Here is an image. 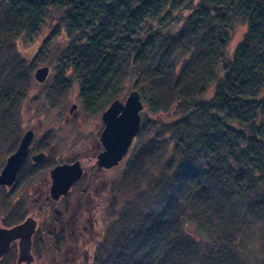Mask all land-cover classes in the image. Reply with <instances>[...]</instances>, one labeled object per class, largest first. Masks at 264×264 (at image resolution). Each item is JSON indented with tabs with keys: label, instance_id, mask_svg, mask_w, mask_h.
<instances>
[{
	"label": "trees",
	"instance_id": "16d2710c",
	"mask_svg": "<svg viewBox=\"0 0 264 264\" xmlns=\"http://www.w3.org/2000/svg\"><path fill=\"white\" fill-rule=\"evenodd\" d=\"M41 35L34 56L53 41L59 94L75 80L94 116L135 89L147 114L116 187L136 208L112 216L94 263L264 264V0H0V144L40 84L18 44ZM145 164V190L126 184ZM254 225L258 256L244 252Z\"/></svg>",
	"mask_w": 264,
	"mask_h": 264
},
{
	"label": "flooded vegetation",
	"instance_id": "af4514ba",
	"mask_svg": "<svg viewBox=\"0 0 264 264\" xmlns=\"http://www.w3.org/2000/svg\"><path fill=\"white\" fill-rule=\"evenodd\" d=\"M82 110L81 105L68 109L64 116L65 122L67 117H72L81 125ZM103 126L100 122L95 136L92 137L94 141L88 143L86 148L80 139L67 143L64 146L66 155L61 159L55 157L47 164H43L49 156L47 144H43L45 147L34 146L32 140L36 129L31 127L24 130L22 135L29 129L33 132L28 155L18 168L13 184L0 185V193L3 195L16 191L12 203H15L13 210L18 216L0 217V227L8 228L29 220L31 233L28 258H19L18 239H15L10 241L5 252L0 255V264H94V255L103 237L102 219L106 209L109 208L108 213L113 211L112 216L115 214L116 169L123 161L126 162L131 149L130 146L117 165L108 168L99 166L97 156L104 151L100 140ZM42 132L44 131H40ZM11 153L5 157L0 171ZM39 153H44V158L33 161L32 156ZM60 164H77L81 174L65 193L55 197L50 191L52 180L49 171ZM37 172L41 174L36 175ZM24 180L29 181L28 189H17ZM24 194L27 196L25 199L22 197Z\"/></svg>",
	"mask_w": 264,
	"mask_h": 264
},
{
	"label": "rangeland",
	"instance_id": "374dc122",
	"mask_svg": "<svg viewBox=\"0 0 264 264\" xmlns=\"http://www.w3.org/2000/svg\"><path fill=\"white\" fill-rule=\"evenodd\" d=\"M243 28H244V25H242V27L235 26V29L233 30V33H232L233 38L231 42L229 43L228 50H227L228 55L231 56V53L236 45V42L241 39ZM43 38L44 36L41 35L40 38L36 40V42L34 41L32 43H30L29 39L26 38L24 42L18 44L17 49L19 50V52H21L24 58L31 59L32 57H35L34 59L36 60L37 63H36V66L34 67V71L38 67L43 66L44 64L49 65L48 75L46 79L39 85H36L32 82L31 88H29L30 90L29 95L22 102V112L19 113L18 118L16 117V123L14 124L15 127H10L8 131L9 137L3 140V142H1L0 144V166L3 164L5 157L15 149V146L18 143L20 136L22 135V133L24 132L26 128L34 127L36 129V131H34V137L32 140V142H34V146L37 147L45 143L47 144V151H48L49 156L43 164L50 163L52 160H54L55 157H57V159H61V157L63 158V156L66 155V150L64 146L67 143H72V142H75L76 140L79 141L78 139H80V141L83 144V147L86 148V145L88 143L94 141L92 137L95 136L96 130L99 128V123L101 122L100 113L98 115L93 116L82 110L80 113L81 125L78 124V122L74 120L72 117H67V121L65 122L64 116L67 113L68 109L70 110L73 104H76V107L81 105L79 96H78L77 82H75V80L73 81V84L67 89V92L65 95L62 93L59 94L58 91H55L56 83L58 81H61V77H59L55 73L56 68H55V63H54V57L52 55V48H54V45L52 43L53 41H51V43L45 44L46 46L43 47L41 51L38 52L37 57L34 56L37 53L39 49V45L41 44V41L43 40ZM46 48H47V51L45 50ZM49 59L51 60L50 63H48ZM34 71L31 73V76L33 80L36 82V80L33 77ZM11 83L12 82L10 80V77H7L5 83L2 84V87L0 85L1 87L0 88V111H3L2 113H0V123L3 125H5L4 123L7 122L6 119L9 118L8 112L11 113L12 110L8 109V112H7V109H5L4 107L5 106L3 103L4 99L2 98L1 94L4 93L3 92L4 90L9 89ZM127 84L130 85L129 83ZM129 90L130 88L124 92L123 97L127 95ZM212 93H213V86L209 85L203 96L206 98H209L212 95ZM121 100H124V98ZM144 112L145 110H142V112L140 113L142 118L147 116V114L145 115ZM93 126L94 128H91ZM1 130L4 131L3 129L0 128V131ZM42 130L44 132L40 133V131ZM154 132H156V129L151 130V132L147 136H144V139L147 143L150 142V138L155 135L153 134ZM141 137L142 136L140 137L136 136V138L134 139V142L130 149V155L128 157V162L131 160L133 153L137 150L136 149L137 140H139ZM156 144H158V142H156ZM42 147H45V146L43 145ZM124 162L125 161H123L122 165L116 169V176H117L116 183H115L116 187H117V181L121 177L123 167L126 164ZM149 164L150 163H148L147 166ZM149 172L151 171L150 169L147 171L146 164L141 166L139 171L133 170L130 173V177L128 178L129 183H126V184L132 185L131 187H133L134 185H139L141 188H143V190H145L144 188L147 187V185L150 183L149 181L153 177V175H151ZM39 174L41 173L40 172L36 173V175H39ZM29 186H30L29 181L24 180V183L23 181L20 182V184L17 186V189L22 187L27 190ZM124 189H125L124 186H122L120 189H118V191H116V205L114 207L115 219L117 215L116 212L117 213L122 212L125 217L129 218L130 214L133 213L134 209L136 208L133 202H130L128 205L124 204L125 197H123L122 195V192H123L122 190ZM13 192L14 193H11L10 195H7V194L3 195L2 193H0V217L15 218L18 216V213H15L13 210L15 207V203H12V197L15 195L16 191L14 190ZM119 192L121 193H120L119 199L117 200V193ZM139 195L140 194H138L137 192H133L129 194L131 199L132 198L134 199L135 197H138ZM4 197H7V198H4ZM22 197L23 199H25V197L27 196L24 194ZM1 199L3 201H1ZM108 211H109V208L106 209V213L102 219L103 225H104L102 228V231H104L103 235L104 233H106V228L108 224L110 223V219H112L113 211L111 210L110 213H108ZM186 224L188 225V223ZM188 227L191 228L192 232L195 235L201 236V237L203 236L202 228H200L196 224L189 223ZM257 229L258 227L254 225V228H253L254 232L251 234L250 237L246 238L247 240H246V245L244 248L245 254L256 255V256L259 255L258 253L259 244H258V241L256 240V230ZM96 254L97 252L95 253V255ZM95 255H94V262H95ZM250 257H253V256H250ZM250 262L251 264H263V262H260V260L255 259V258L253 260L250 258Z\"/></svg>",
	"mask_w": 264,
	"mask_h": 264
},
{
	"label": "water",
	"instance_id": "95a60500",
	"mask_svg": "<svg viewBox=\"0 0 264 264\" xmlns=\"http://www.w3.org/2000/svg\"><path fill=\"white\" fill-rule=\"evenodd\" d=\"M48 75V67H38L34 73V79L41 83ZM76 105H72L74 109ZM143 103L137 90L131 89L124 100L112 101L100 114L103 129L100 140L104 151L97 156V164L101 167L117 165L122 156L131 146L133 138L140 130ZM33 136L31 129L27 130L21 137L15 151L7 158L0 171V185L11 186L14 182L16 172L28 155V145ZM44 153L32 156L33 161L44 158ZM51 177L50 191L52 196L57 197L66 192L70 185L80 176L81 169L77 164H60L52 167L49 171ZM31 224L28 219L23 223L8 228L0 227V255L5 252L10 241L18 239L19 258H28L30 245Z\"/></svg>",
	"mask_w": 264,
	"mask_h": 264
}]
</instances>
